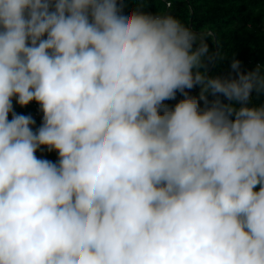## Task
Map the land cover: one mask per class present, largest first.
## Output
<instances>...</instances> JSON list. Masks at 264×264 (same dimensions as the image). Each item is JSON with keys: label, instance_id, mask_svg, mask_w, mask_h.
<instances>
[{"label": "clouds", "instance_id": "1", "mask_svg": "<svg viewBox=\"0 0 264 264\" xmlns=\"http://www.w3.org/2000/svg\"><path fill=\"white\" fill-rule=\"evenodd\" d=\"M148 4L0 0V264H264V62Z\"/></svg>", "mask_w": 264, "mask_h": 264}, {"label": "trees", "instance_id": "2", "mask_svg": "<svg viewBox=\"0 0 264 264\" xmlns=\"http://www.w3.org/2000/svg\"><path fill=\"white\" fill-rule=\"evenodd\" d=\"M167 8L162 0H149L148 11H169L198 32L211 33L208 37L210 49L227 59L219 64L209 65L210 74L227 75L231 57L241 61L242 69L249 70L257 63L264 62V0H168ZM135 7L128 5L126 11ZM251 26V27H250ZM217 47V49H216ZM189 95L198 96L199 87L186 89ZM183 99L177 92L174 100L164 103L170 108ZM211 99V97H210ZM201 106L203 102L201 101ZM14 111L17 114L32 115L29 107L19 106L13 99ZM162 114V113H161ZM11 119V114L9 115ZM33 131L40 125L35 120ZM40 158L57 160L56 152L38 151Z\"/></svg>", "mask_w": 264, "mask_h": 264}, {"label": "built area", "instance_id": "3", "mask_svg": "<svg viewBox=\"0 0 264 264\" xmlns=\"http://www.w3.org/2000/svg\"><path fill=\"white\" fill-rule=\"evenodd\" d=\"M162 1L164 3H166L167 8H169L168 7V4H170L169 1L168 0H162ZM27 107H29L31 109V112H32V115L31 116H32V118L34 120L38 121L39 122V125H40L41 124V121H42V113L39 111V105L36 104L33 101Z\"/></svg>", "mask_w": 264, "mask_h": 264}, {"label": "water", "instance_id": "4", "mask_svg": "<svg viewBox=\"0 0 264 264\" xmlns=\"http://www.w3.org/2000/svg\"><path fill=\"white\" fill-rule=\"evenodd\" d=\"M216 49H217V47H216Z\"/></svg>", "mask_w": 264, "mask_h": 264}]
</instances>
